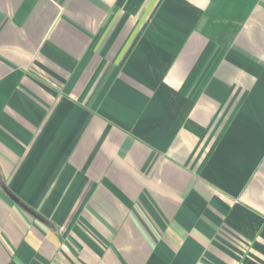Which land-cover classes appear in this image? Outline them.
<instances>
[{
  "label": "crops",
  "instance_id": "1",
  "mask_svg": "<svg viewBox=\"0 0 264 264\" xmlns=\"http://www.w3.org/2000/svg\"><path fill=\"white\" fill-rule=\"evenodd\" d=\"M0 264H264V0H0Z\"/></svg>",
  "mask_w": 264,
  "mask_h": 264
},
{
  "label": "water",
  "instance_id": "2",
  "mask_svg": "<svg viewBox=\"0 0 264 264\" xmlns=\"http://www.w3.org/2000/svg\"><path fill=\"white\" fill-rule=\"evenodd\" d=\"M11 197L14 199V196L13 195H11ZM16 200V199H15Z\"/></svg>",
  "mask_w": 264,
  "mask_h": 264
}]
</instances>
